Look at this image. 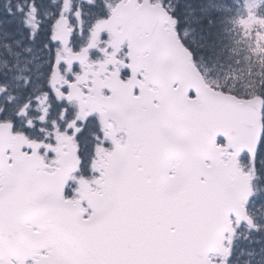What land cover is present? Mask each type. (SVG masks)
I'll return each instance as SVG.
<instances>
[{"label":"snow or ice","instance_id":"snow-or-ice-1","mask_svg":"<svg viewBox=\"0 0 264 264\" xmlns=\"http://www.w3.org/2000/svg\"><path fill=\"white\" fill-rule=\"evenodd\" d=\"M68 10V43L92 37L70 49L73 65L100 59L46 93V108L0 101V264H264V72L238 93L201 71L230 7L72 0ZM61 43L48 32L43 45L55 69Z\"/></svg>","mask_w":264,"mask_h":264},{"label":"rangeland","instance_id":"rangeland-1","mask_svg":"<svg viewBox=\"0 0 264 264\" xmlns=\"http://www.w3.org/2000/svg\"><path fill=\"white\" fill-rule=\"evenodd\" d=\"M47 1L51 0H42V2ZM260 1L261 0H241L237 13L239 15L236 20L238 35L254 45L257 53L256 55H260L262 52L264 54V17L256 11ZM3 2H6L3 4L5 8L11 5L14 11L19 5H27V7L24 8L23 14L17 12L15 16L8 17L6 20L0 19V74H3V77H0V90H2L0 91V101L8 97H13V91L17 85L20 88L19 94H22L25 100L32 99L33 101H37V110L46 108L47 103H39V101L45 99V94L47 93L44 90L42 82V80L46 78V73L43 69L45 61L44 59L35 60L36 55L32 54V52H34L33 49L31 51L30 48L26 47L23 43V37L15 33L9 34L7 27V21L9 19L13 20L21 16V18L24 19L22 21H26L24 24L27 27L33 28L34 20L31 21V18L35 13L32 11V0H6ZM43 6L44 11L42 15L51 14V3H46V5ZM45 55L46 54L42 55L41 58ZM19 70H22L21 73H19ZM203 71L208 83H218V80L214 76L208 74L205 68ZM26 81H30L27 88L24 87ZM30 91L32 93L28 95ZM6 93H8V95H6ZM12 106H15L16 110H19L20 105L16 103V101H14V105H10L9 107ZM245 259L246 257H239V264H243Z\"/></svg>","mask_w":264,"mask_h":264},{"label":"trees","instance_id":"trees-1","mask_svg":"<svg viewBox=\"0 0 264 264\" xmlns=\"http://www.w3.org/2000/svg\"><path fill=\"white\" fill-rule=\"evenodd\" d=\"M226 4L229 11L222 12L216 19L214 28L215 56L211 62L202 64L214 76L218 83L226 87H235L238 93L258 86V78L264 72V54L256 55L252 44L238 35L237 16L239 8L235 0H213ZM256 95L252 91L251 96Z\"/></svg>","mask_w":264,"mask_h":264},{"label":"flooded vegetation","instance_id":"flooded-vegetation-1","mask_svg":"<svg viewBox=\"0 0 264 264\" xmlns=\"http://www.w3.org/2000/svg\"><path fill=\"white\" fill-rule=\"evenodd\" d=\"M52 8H53V11H55V7L53 6ZM45 16L46 15H39V17H38L37 14H33L32 15L33 19L31 18V21L34 20L33 28L27 27L24 24V23H26V21H22L24 19H21L16 24L15 27L17 28V33L16 34H18L19 36L23 37V40H24L23 43L26 45V47L30 48L31 51L33 49L34 52H32V54L36 55L35 56V60H43L44 59L45 65H44L43 69H44V71L46 73V78H45V80H42V82H43L44 90H46L47 93L50 94L52 90L49 89L50 87H48L47 81H48V84L51 81V76L50 75H51L52 67L47 63V61L50 60V58L52 56V53L47 51V50H45L43 45L46 43V38H47L48 32H50V34H52L53 24H54L56 16L53 17L51 20L44 19ZM42 21H43V23H41ZM69 21H70L71 26L74 27V25L76 24V21H74L71 16L69 17ZM23 26L27 27V29H28L27 32L23 31ZM30 33L31 34H36V38H35L34 41L28 38ZM87 37H88L87 35L85 37H83V38H81L79 35H76L75 37H72L71 38V46H72V48L80 49V47L86 42ZM29 45H31L32 47L29 46ZM58 53H60L61 59H63L64 61L67 60V56L63 53L60 44H58L56 46V54H58ZM44 54H46V55L43 58H41L42 55H44ZM99 59H100V57L96 56V54L93 52L91 58L88 59V65L91 67L92 63H94L95 61H97ZM77 67H78V65H77ZM76 69L77 68H75L74 65L72 66L71 70L67 69L65 64L61 65L60 66L61 74L59 72L58 75H57V78H56L57 86H60V84L66 82V76H67L69 71H71V72L68 74V78L75 77V73H73V72H75ZM64 75H65V77H64ZM80 79H81V77H80ZM80 79H77V80H80ZM26 102H27V100L24 101L23 105H20V107H22V106L24 107L26 105ZM46 103L47 102H45L44 104H46ZM32 107L37 110L36 103H34Z\"/></svg>","mask_w":264,"mask_h":264},{"label":"water","instance_id":"water-1","mask_svg":"<svg viewBox=\"0 0 264 264\" xmlns=\"http://www.w3.org/2000/svg\"><path fill=\"white\" fill-rule=\"evenodd\" d=\"M69 1L70 0H64V9H63V11H62V14L65 12V11H67L68 10V7H69ZM64 20L65 19H63V18H60L59 19V21H58V23L56 24V30L58 31L59 29H61V31L62 30H64V28H65V26L63 25L62 26V23L64 22ZM66 31V29L64 30V32ZM57 34H60V33H57ZM68 35V34H67ZM251 99H256V97H253V98H251Z\"/></svg>","mask_w":264,"mask_h":264}]
</instances>
